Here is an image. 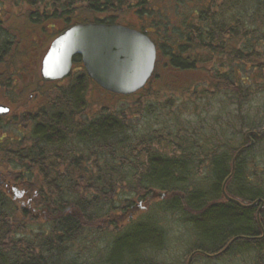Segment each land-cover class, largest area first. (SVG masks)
<instances>
[{"label":"trees","instance_id":"obj_1","mask_svg":"<svg viewBox=\"0 0 264 264\" xmlns=\"http://www.w3.org/2000/svg\"><path fill=\"white\" fill-rule=\"evenodd\" d=\"M127 14L158 49L134 95L161 97L91 109L98 86L79 55L62 80L43 82L38 72L33 90L44 100L19 114L12 104L0 122L3 132L18 126L0 159L36 208L27 212L0 186V264H186L192 252L191 264H264V135L250 134L252 145L245 136L264 127V108L249 106L264 100V0H0V102L15 103L25 52L27 29L14 20L50 40L74 23H122ZM207 117L240 144L204 139ZM224 182L227 195L263 206L227 200ZM139 201L143 210L124 218ZM16 209L35 231L24 220L11 232Z\"/></svg>","mask_w":264,"mask_h":264},{"label":"water","instance_id":"obj_2","mask_svg":"<svg viewBox=\"0 0 264 264\" xmlns=\"http://www.w3.org/2000/svg\"><path fill=\"white\" fill-rule=\"evenodd\" d=\"M79 55L88 75L102 88L116 94H132L146 84L156 59L154 42L144 33L119 24L77 23L61 31L49 44L41 59L40 73L44 81L66 77L72 60ZM0 117L10 113V106L0 103ZM261 137L264 130L247 132ZM226 182V180H225ZM222 185V194L227 200L241 207H253L258 201L243 203L229 197ZM217 255V254H216ZM193 253L189 256L187 264Z\"/></svg>","mask_w":264,"mask_h":264},{"label":"rangeland","instance_id":"obj_3","mask_svg":"<svg viewBox=\"0 0 264 264\" xmlns=\"http://www.w3.org/2000/svg\"><path fill=\"white\" fill-rule=\"evenodd\" d=\"M122 23H128L131 24V21L134 20L135 22L133 23V25L135 27H139L140 23V19L137 17H134L133 15H124L120 18ZM13 23L15 25H17V27H21V31H24V29H27L26 31H24L21 34V41H22V49L25 50V52L21 53V58L18 61V72L20 73V75L17 77L18 81H17V88L15 93L13 94V99L15 101L11 103L3 101L5 103L10 104L11 106V112L14 111L13 105L12 104H16V110H15V114H19L20 112H22L23 110H27L31 107H34L35 105L39 104L42 100H44L43 97H39V94L36 93L35 90H33V84L32 82L35 81V78L37 77V74L39 72V63H40V55L42 52H44V50L46 49V47L48 46V41L49 39L46 37V34H40V35H35L34 32H32V30L28 29V28H23V25L21 24V22L19 20H14ZM51 27V26H50ZM49 27V28H50ZM54 30V29H53ZM51 31V30H50ZM156 37V35H154ZM24 70V71H23ZM59 85V84H58ZM30 89V90H29ZM91 97V100L93 101L91 103L90 106L91 109H94L95 107H97L98 105H96L95 103H106L110 106H112L114 109H120L122 107L125 106L124 103L130 104L131 107H133V109H135L136 105H133V100L132 99H136L137 96H132V98H124L121 96H113L110 94H105L102 93L101 90L95 89V87L91 88V90L89 91ZM158 97H161V93L159 94L157 92L156 96L155 93L153 94V92L151 93V91L148 89L146 90V93H144L143 91L139 93L138 98H142L144 100H150L149 103H152L153 99H157ZM152 99V100H151ZM97 100V101H96ZM26 101V102H24ZM253 105H249L254 107V105L260 106V109L264 108V100L259 102V103H252ZM176 115L178 116V120L184 122L183 120L188 121L189 117H192V119L188 122L192 123L195 119V114H191L185 112L180 113L178 110H176ZM214 111L210 112V114H207L208 117L214 115ZM202 117H206L205 113H201L200 114ZM207 117V123L205 125L206 129H205V133L203 134L204 139L207 138V134H211L214 133V135H216V138L214 139V143H217V141L222 137L223 140L225 139H229L230 142L232 144H236L239 143L240 144V139L236 138V135H232L230 136V134L226 133L227 128L224 125H222V122H218L215 121L212 118H208ZM135 121H137V117L134 118ZM226 119H228V117L226 116ZM187 122V123H188ZM233 122H237L236 120H234ZM186 123V122H185ZM190 123H188V126H192ZM261 123V122H260ZM136 124V123H135ZM134 124V125H135ZM9 125V124H7ZM264 125V124H262ZM193 126L195 128V125L193 123ZM202 127L204 126L203 122H202ZM17 127L15 125H9L6 127V129H4V136L0 139V145H8L10 142L14 141L15 139L18 138V131H17ZM138 128H143L142 126H138ZM264 128V127H263ZM237 129H240L239 127ZM23 130V128H22ZM203 130V128H202ZM204 131V130H203ZM207 133V134H206ZM213 135V136H214ZM203 136L201 135V138L203 139ZM238 137V136H237ZM258 148H262V145H258ZM4 157L1 155V159H3ZM0 159V171L2 172V174L5 175L6 178H10V179H15L13 176L15 175V173L11 170V166H9L8 164H6L5 162L1 161ZM2 179V178H1ZM12 193V191H11ZM29 195V193L27 194ZM32 197V196H31ZM33 199V197H32ZM27 206V205H25ZM144 203H141V207H137L139 209H134L131 210V212H127L124 214V218L127 217L129 218V220L133 217L136 216L137 214H139L141 212V210L144 207ZM27 218H30V216H24L21 212H19L17 209L15 210V212L12 214V216L10 217V222L9 224L12 226L11 232L12 233H17L20 232L18 230V226L20 225V223L22 221H24V225L27 226L29 224L32 225L31 229L33 231H35V225L36 223H34V221H31ZM17 225V226H16ZM182 238H184V240L187 242V244H189V241L191 239L190 236L188 235H184ZM182 259V257H180V260ZM170 262H173V260L168 259L167 264H171ZM182 264V263H181ZM218 264V263H217Z\"/></svg>","mask_w":264,"mask_h":264},{"label":"flooded vegetation","instance_id":"obj_4","mask_svg":"<svg viewBox=\"0 0 264 264\" xmlns=\"http://www.w3.org/2000/svg\"><path fill=\"white\" fill-rule=\"evenodd\" d=\"M0 183V186L3 187L6 193L10 194L12 191L11 194L14 196V198H16H12L13 201H17L27 212L29 211L30 213H35L36 208L34 206V198L32 199L33 196L30 194L27 195V190L21 187V185L15 179L6 178L4 174H1Z\"/></svg>","mask_w":264,"mask_h":264},{"label":"snow or ice","instance_id":"obj_5","mask_svg":"<svg viewBox=\"0 0 264 264\" xmlns=\"http://www.w3.org/2000/svg\"><path fill=\"white\" fill-rule=\"evenodd\" d=\"M3 110H5V109H0V111H3Z\"/></svg>","mask_w":264,"mask_h":264},{"label":"bare ground","instance_id":"obj_6","mask_svg":"<svg viewBox=\"0 0 264 264\" xmlns=\"http://www.w3.org/2000/svg\"><path fill=\"white\" fill-rule=\"evenodd\" d=\"M257 212H258V209H257Z\"/></svg>","mask_w":264,"mask_h":264}]
</instances>
